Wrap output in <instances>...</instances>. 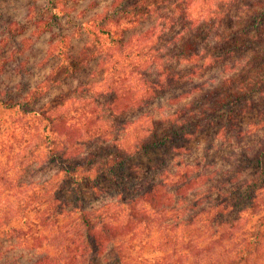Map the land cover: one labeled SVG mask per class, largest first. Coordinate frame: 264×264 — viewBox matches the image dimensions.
Here are the masks:
<instances>
[{"label": "rangeland", "instance_id": "1", "mask_svg": "<svg viewBox=\"0 0 264 264\" xmlns=\"http://www.w3.org/2000/svg\"><path fill=\"white\" fill-rule=\"evenodd\" d=\"M114 1H70L58 4L54 15L51 0H0V65L4 66L0 74V264H39L43 256L64 264H194L196 259L205 264L229 254L257 222H264V86L250 96L257 107L240 114L232 132L218 135L216 123L196 132L178 151L166 144L137 152L99 173L114 154L110 151L114 142L129 137L153 117L197 101L224 78L247 71L257 58L258 46L207 66L211 59H205L206 51L216 45L213 32L198 45L197 52L204 56L198 62L187 63L175 55L184 37L220 0L187 1L185 17L191 26L186 28L179 19L186 0H126L121 7L152 10L121 37L129 39L126 45L112 42L81 71L41 92V84L59 63L57 57L45 59L49 46L68 35L69 51L79 56L90 42L89 33L96 30L93 16L105 9L116 11ZM256 1L238 0L225 22L216 21L219 25L214 29L237 31L238 43L251 40L257 28L251 24L250 10ZM37 20H48L51 28L34 35ZM141 34L161 36L146 56L137 55L133 45L144 42ZM24 39L32 40L27 48ZM109 41L105 39V45ZM115 62L123 70L121 77L117 75L121 85L116 92L105 84ZM159 66H168L184 80L153 97L142 110L115 114L108 103L138 96L146 81L155 79ZM33 92L31 100L28 96ZM116 121L120 124L109 129ZM85 126L105 133L72 138L67 133L69 128L81 131ZM90 154L95 156L90 159ZM75 163L78 172L88 168V174L71 175ZM52 183L64 202V211L55 217L42 214L44 203H39L43 187ZM19 204L27 208L24 216L18 214ZM228 204H232L228 211H218ZM79 210L94 215L91 219L99 232L101 226L106 230L105 223L116 226V234L114 229L102 234L107 242L99 254L83 251L79 244L85 231ZM214 213L218 215L213 217ZM194 228L198 233L189 236ZM231 233L236 239L212 245L220 235ZM169 237L175 242L163 244Z\"/></svg>", "mask_w": 264, "mask_h": 264}, {"label": "trees", "instance_id": "2", "mask_svg": "<svg viewBox=\"0 0 264 264\" xmlns=\"http://www.w3.org/2000/svg\"><path fill=\"white\" fill-rule=\"evenodd\" d=\"M70 1L80 0H51V11L55 13L54 15H57V5ZM125 1L126 0L114 1L113 6L117 8L116 11L110 12L108 9H105L103 12L96 13V15L93 16L92 20L96 22V30H92L89 33V35L91 34L90 42L81 49L79 56L73 55L69 51L71 48V38L68 35L61 36V38L49 46L45 59L57 57L59 63L43 82L44 84H41V92L65 79L66 75L81 71L83 67L88 65V62L92 61L98 54H100V52L110 49V45L114 44L112 42L119 41L121 46L126 45L129 39L124 40V38L121 37L124 36L126 31L139 25L146 14L152 12V10H150L149 6H146V8L143 9L136 7L135 5L123 8L121 5ZM187 1L189 0L185 1L184 8L179 15V19H182L183 21L181 25L184 28L191 26V21L185 17L187 16ZM220 1L221 4H218L214 10L209 12L206 17L196 24L195 29L191 31L192 33L189 34V36L184 37V40L181 42L175 55L187 63L198 62L204 57H201L200 55V53L203 52H197L198 45L213 32L216 45H214L210 51H206L205 59H211V62L208 63L207 66L211 67L213 65H219L223 63L227 57H232L235 54L243 55L250 49L260 48V53L257 55V58L251 60L252 65L247 71L240 72L235 76L233 75L224 78L217 86L201 95L197 101L194 100L187 104H183L173 112L161 117H153L144 125L134 129L129 137L125 139L122 138L120 142H114L111 145L110 150L111 152L114 151V154H112V156L101 165L102 169L99 170V173L105 167L109 168L112 165L120 164L128 156L137 152L162 148L166 144H171V150L178 151L182 148L181 144L188 142L196 132L206 130L208 127L214 126L216 123L220 124L217 134L225 135L232 132L237 127V117L240 114L253 111L257 107V102L250 96H252L253 93L261 91L264 86V51L262 50V47H264V38L261 36L264 32L262 31L264 25L261 28L258 27L260 24L264 23V1L258 0L252 3L255 7L252 6L250 10V13L254 17V21H252L251 24L254 28H257V30L251 40L244 41L243 43L235 42L236 38L239 36L237 31L227 32L225 30L214 29L219 25L216 24V21L221 24L224 23L226 18L229 17L232 6L237 5L238 2V0ZM175 13L176 12H173L172 14ZM35 24L36 26L33 34L36 36L41 35L43 32L51 28L48 20H37ZM248 27L249 26H247V28ZM116 34L119 35V38H116ZM155 35L141 34V37L145 39L144 42L139 44L133 43V45H136L137 47V55L146 56V54L152 53L153 46L161 38L160 35L157 37H155ZM257 36L258 40L256 38ZM105 39H110L106 45L104 42ZM230 40H234L235 44H230V42L227 43V41ZM31 42V39H24L25 47H29ZM119 65L120 62H115L114 66L108 70V80L105 82L106 89L114 90V92H116L115 90H118V87L121 85L118 81L119 76L117 75H120L121 77L123 70H121L122 67L120 68L121 65ZM3 67V64H1L0 74L2 73ZM156 72L157 76L155 79H148L146 81V86L142 89V92H139L138 96H122L117 99H112L108 103L109 106L115 110V114H121L131 110H142L150 104L153 97L165 94L168 90L176 86L177 81L184 80L182 77L179 79L178 73L171 70L168 66H159ZM161 75L163 78L160 79L159 77ZM28 98L33 100L34 92L31 93ZM55 120L58 119L55 118ZM119 124L120 123L116 121L112 123L113 127L109 129H114ZM52 127H55L54 124ZM53 130H55V128ZM100 130H97L94 127L89 128L85 126L81 131H78L77 128H69L67 133L71 138L79 136L91 137V134L96 136L105 133ZM50 142L53 143L52 141ZM107 154L108 151L101 152L100 157L103 158ZM94 156L95 154H90L89 158L92 159ZM112 158L116 159L113 160ZM78 169V164H72V170L69 173L81 178L89 172L88 168L85 169V172H78ZM95 170L98 174L97 167H95ZM92 179L94 180L96 178L93 177ZM54 186L55 183L49 184L48 186L45 185L42 190L44 191V194L41 195L43 200H39L40 204L44 203L41 213L47 214L50 212L53 217L59 214V211H64V202L61 197L56 194L55 190L57 188H53ZM229 207H232V204H228L225 207H219L218 211L223 213L226 210L228 211ZM26 210V206L19 204L18 214L24 216ZM79 211L81 214L80 222L83 228L85 227V231L82 233V242L80 241L79 244L83 251H92L94 254H99L107 242L106 237L102 234L106 231L112 232V229L115 230L114 234H116V226L113 227L105 223L106 230H103V227L101 226L102 230L99 232L96 230L99 227L98 224L94 223L91 219L94 218V215L91 213L83 214L82 210ZM5 213L6 212H4V215H6ZM69 213H71V211ZM217 215L218 213H214L213 217H216ZM46 220H48V218ZM262 223L264 222H257L249 231L248 237H243L241 241L239 240L236 242V246L230 248L232 250L229 254L224 257L215 258L211 262L205 264H262L261 260L264 258V232L260 229L261 225H263ZM189 233V236L195 235L198 233V228L191 229ZM229 238H234V234L231 233L230 236L226 234L220 235L217 239L212 241V245L215 246L222 243L224 239L229 240ZM168 242L174 243L175 240L169 237L167 242H163V244H167ZM204 251L205 249L199 250V253ZM199 253L197 254L196 252L197 255H199ZM38 261L39 260H36L33 263H37ZM41 261L42 262L39 264H64L59 260H55V258L48 256H43ZM66 264H74V262L70 261ZM194 264L204 263L200 262V259H196Z\"/></svg>", "mask_w": 264, "mask_h": 264}]
</instances>
